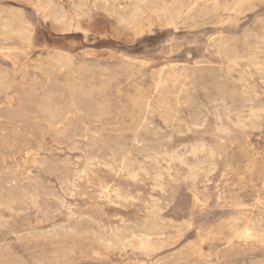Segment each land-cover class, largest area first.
Masks as SVG:
<instances>
[{
	"label": "rangeland",
	"instance_id": "374dc122",
	"mask_svg": "<svg viewBox=\"0 0 264 264\" xmlns=\"http://www.w3.org/2000/svg\"><path fill=\"white\" fill-rule=\"evenodd\" d=\"M45 1L0 0V264H264V0L139 34L129 0Z\"/></svg>",
	"mask_w": 264,
	"mask_h": 264
},
{
	"label": "bare ground",
	"instance_id": "6f19581e",
	"mask_svg": "<svg viewBox=\"0 0 264 264\" xmlns=\"http://www.w3.org/2000/svg\"><path fill=\"white\" fill-rule=\"evenodd\" d=\"M53 0H46V7L50 13V15H54L57 17V19H64V14L61 13V12H57L54 8V5L53 3L51 2ZM130 1V7H128V13L125 15V17H123L122 19L125 20L127 23H129L133 29H134V32L136 34H139V33H142L143 31L145 30H149L150 26L153 25L155 22H158L159 24L163 25V26H174L175 23H176V15L172 12V10H170V8L168 7V2L166 0H158L157 3L155 4H151L149 2V0H129ZM62 6V5H61ZM76 7V6H75ZM38 8V7H37ZM44 8V9H45ZM46 10V9H45ZM126 10V8L124 9V7L122 8V11ZM51 15V17H52ZM118 18V17H117ZM65 20V19H64ZM63 20V21H64ZM62 21V22H63ZM6 27V26H5ZM253 33V32H252ZM260 33V31H259ZM252 35V34H251ZM20 38V37H19ZM261 39V38H259ZM262 39L264 41V34L262 36ZM262 41V42H263ZM264 43V42H263ZM255 47V45H254ZM259 48V47H257ZM255 48V49H257ZM264 48V47H263ZM254 49V48H253ZM259 50V49H258ZM258 53V52H257ZM252 55H255L252 53ZM258 55V54H257ZM251 56V55H250ZM252 57V56H251ZM253 60V58H251ZM256 59V58H255ZM264 59V58H263ZM257 60V59H256ZM254 60V61H256ZM251 61V60H250ZM253 62V61H252ZM251 63V62H250ZM254 63V62H253ZM252 63V64H253ZM256 63V62H255ZM254 63V64H255ZM257 64L259 65L258 61H257ZM256 64V65H257ZM261 64V63H260ZM54 65V64H53ZM234 65V64H233ZM255 66V65H254ZM263 66V65H262ZM261 67V65H260ZM61 68V67H60ZM263 68V67H262ZM260 70V69H259ZM264 70V68H263ZM1 71V70H0ZM2 75L4 73H1ZM0 74V76H1ZM6 75V74H4ZM9 75V73H8ZM7 76V75H6ZM9 77V76H8ZM5 78V77H4ZM7 78V77H6ZM10 79V78H9ZM4 81V80H3ZM11 81V79L9 80ZM8 81V82H9ZM12 82V81H11ZM10 82V83H11ZM2 85V84H1ZM7 85H10V84H7ZM6 85V87H7ZM2 87V86H1ZM4 87H5V83H4ZM10 88V87H9ZM8 90V89H7ZM6 90V91H7ZM228 96H231L232 95V91L231 90H228L225 92ZM89 91L86 90L85 88L83 87H79L77 89V92H76V96L73 97L72 99V102H76V101H80V100H87L88 99V96H89ZM11 96V95H9ZM249 98V97H248ZM254 98V96H253ZM8 99V98H6ZM15 99V98H14ZM21 99V98H20ZM251 101V100H249ZM20 102V101H18ZM22 102V101H21ZM26 103V102H25ZM249 103H252V102H249ZM260 103V102H259ZM258 103V104H259ZM25 105V104H24ZM256 105V103H255ZM12 107V106H11ZM2 108V107H0ZM6 108V107H5ZM3 108V109H5ZM22 108V107H21ZM28 108V107H27ZM259 108V106H258ZM12 109V108H11ZM19 109V108H18ZM26 109V108H25ZM24 109V110H25ZM253 109V108H252ZM23 110V109H22ZM30 110V109H29ZM259 110V109H257ZM2 111V110H0ZM74 111V110H73ZM72 111V112H73ZM78 111V110H77ZM249 111V110H248ZM256 111V110H255ZM8 112V111H7ZM6 112V113H7ZM10 112V111H9ZM13 112V111H12ZM26 112H27V109H26ZM29 112V111H28ZM80 112V111H79ZM11 113V112H10ZM75 113V112H74ZM254 113V112H253ZM15 114V113H14ZM29 114V113H28ZM27 114V115H28ZM249 114V113H248ZM24 115V113L22 114ZM37 115V114H36ZM5 116V115H4ZM8 116H13V115H8ZM29 116V115H28ZM248 117V120L249 119V116L247 115ZM258 117V116H257ZM36 118V117H35ZM251 118V116H250ZM9 119V118H8ZM40 119V118H39ZM38 119V120H39ZM5 122V121H4ZM256 122V121H255ZM37 124V123H36ZM35 126V125H33ZM36 129V128H35ZM16 131V130H15ZM50 132V131H49ZM16 135V134H15ZM18 138V137H17ZM134 139H135V136H134ZM26 146V145H25ZM26 151V150H25ZM27 152V151H26ZM27 155V154H26ZM215 159V158H214ZM34 160V158H33ZM171 164V163H170ZM122 179V178H121ZM9 180V179H8ZM12 182V181H11ZM196 187V185H195ZM37 197V195H35ZM31 200V199H30ZM68 202V201H67ZM245 216V215H243ZM242 216V217H243ZM250 218V217H249ZM252 218V217H251ZM250 218V219H251ZM248 219V217L246 218ZM253 219V218H252ZM40 220V219H39ZM242 220V219H241ZM252 221V220H251ZM254 221V220H253ZM257 221V220H256ZM64 223V222H63ZM252 223V222H251ZM259 223V222H258ZM50 227V226H49ZM48 227V228H49ZM158 224L155 223V222H150L148 225H145L144 227V232L141 233L140 235H138L140 241L143 243V242H149L151 241L150 239V235L152 233H154L157 229H158ZM253 227L251 224H246L245 226L242 227L241 229V234H245V235H251V231H252ZM43 230V229H42ZM45 230V229H44ZM206 230V229H205ZM206 233V232H205ZM264 233V232H262ZM39 234V233H38ZM38 234L36 235L38 237ZM13 235V234H12ZM35 236V237H36ZM204 236V235H202ZM112 237L115 238L114 240H110V241H117L118 243H123L125 241V239H129V238H133V237H137L136 234H134L133 231H129V232H123L121 230H115L113 233H112ZM252 237V236H251ZM253 238V237H252ZM28 239V238H27ZM54 246V245H53ZM60 249V248H59ZM70 252V251H69ZM64 258V257H62ZM66 261V260H65Z\"/></svg>",
	"mask_w": 264,
	"mask_h": 264
}]
</instances>
